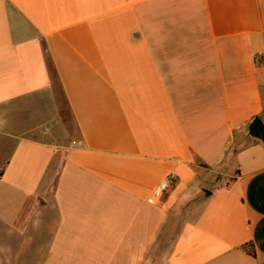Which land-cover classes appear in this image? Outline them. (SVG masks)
<instances>
[{"label": "crops", "instance_id": "obj_1", "mask_svg": "<svg viewBox=\"0 0 264 264\" xmlns=\"http://www.w3.org/2000/svg\"><path fill=\"white\" fill-rule=\"evenodd\" d=\"M255 117L264 0H0V264H264Z\"/></svg>", "mask_w": 264, "mask_h": 264}, {"label": "water", "instance_id": "obj_2", "mask_svg": "<svg viewBox=\"0 0 264 264\" xmlns=\"http://www.w3.org/2000/svg\"><path fill=\"white\" fill-rule=\"evenodd\" d=\"M247 135L252 140L264 141V124L259 117L253 118L249 123Z\"/></svg>", "mask_w": 264, "mask_h": 264}, {"label": "built area", "instance_id": "obj_3", "mask_svg": "<svg viewBox=\"0 0 264 264\" xmlns=\"http://www.w3.org/2000/svg\"><path fill=\"white\" fill-rule=\"evenodd\" d=\"M172 183L171 179L166 178L159 182V184L156 186V188L153 190L150 197L147 199L149 203L155 204L158 201H160L164 195V193L168 190L170 187V184Z\"/></svg>", "mask_w": 264, "mask_h": 264}, {"label": "trees", "instance_id": "obj_4", "mask_svg": "<svg viewBox=\"0 0 264 264\" xmlns=\"http://www.w3.org/2000/svg\"><path fill=\"white\" fill-rule=\"evenodd\" d=\"M229 182H226V185H228ZM243 249H245L250 255L254 256L255 252H254V248L253 245L251 243H247L245 245L242 246Z\"/></svg>", "mask_w": 264, "mask_h": 264}]
</instances>
